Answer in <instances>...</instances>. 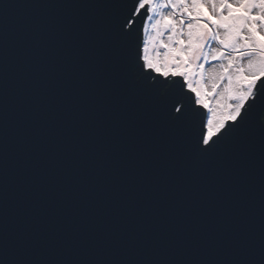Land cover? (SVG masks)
Listing matches in <instances>:
<instances>
[{
	"label": "snow or ice",
	"instance_id": "obj_1",
	"mask_svg": "<svg viewBox=\"0 0 264 264\" xmlns=\"http://www.w3.org/2000/svg\"><path fill=\"white\" fill-rule=\"evenodd\" d=\"M0 264H264V0L5 4Z\"/></svg>",
	"mask_w": 264,
	"mask_h": 264
},
{
	"label": "water",
	"instance_id": "obj_2",
	"mask_svg": "<svg viewBox=\"0 0 264 264\" xmlns=\"http://www.w3.org/2000/svg\"><path fill=\"white\" fill-rule=\"evenodd\" d=\"M105 0H0V16L3 14L5 4L8 5H26V4H79V3H103ZM28 11L23 8L10 7L8 9L9 17L12 18L18 14Z\"/></svg>",
	"mask_w": 264,
	"mask_h": 264
}]
</instances>
